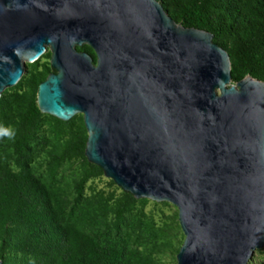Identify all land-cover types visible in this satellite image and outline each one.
Here are the masks:
<instances>
[{"label": "water", "instance_id": "obj_1", "mask_svg": "<svg viewBox=\"0 0 264 264\" xmlns=\"http://www.w3.org/2000/svg\"><path fill=\"white\" fill-rule=\"evenodd\" d=\"M47 47L38 108L81 113L87 161L177 207L176 264H249L264 245V81L232 83L213 34L157 0H0V96Z\"/></svg>", "mask_w": 264, "mask_h": 264}, {"label": "trees", "instance_id": "obj_2", "mask_svg": "<svg viewBox=\"0 0 264 264\" xmlns=\"http://www.w3.org/2000/svg\"><path fill=\"white\" fill-rule=\"evenodd\" d=\"M157 1L176 23L213 34V41L229 55L232 83L247 75L264 81V0ZM77 49L90 53L95 61L91 47L84 44ZM38 60L29 63L32 70L26 81L20 77L0 96V131L9 128L16 158L12 167L0 151L2 264H157L156 243L134 245L128 238L131 234L121 232L124 211L136 201L132 194L125 191L116 203V216L110 225L106 215L98 214L105 205L82 198L86 178L103 173L84 155L87 131L82 117L76 125L71 119L51 116L55 122L68 125L70 134L67 140L50 144L55 165L77 155L88 164L84 176L75 181V197L68 198L34 171L31 142L39 138L46 116L38 108L37 89L54 71L49 65L38 70ZM26 85L27 90L20 92ZM138 231L139 235L145 232L141 226Z\"/></svg>", "mask_w": 264, "mask_h": 264}, {"label": "rangeland", "instance_id": "obj_3", "mask_svg": "<svg viewBox=\"0 0 264 264\" xmlns=\"http://www.w3.org/2000/svg\"><path fill=\"white\" fill-rule=\"evenodd\" d=\"M51 50L49 47L38 58V70L43 66H50ZM25 63L22 81H26L32 67ZM27 82H24L25 85ZM14 86V85H13ZM12 87V86H11ZM28 85L20 89V92L27 90ZM10 88V87H7ZM5 88V89H7ZM4 89V90H5ZM39 132V138L31 142L32 162L34 171L48 182L54 184L61 193L68 198L75 197V181H78L88 170V164L81 155L72 156L61 160L60 164L55 165L50 157L51 142L67 140L69 137V126L57 123L48 113H44ZM81 113L75 114L71 119L73 124L79 122ZM69 119V120H70ZM83 119V117H82ZM77 125V124H76ZM71 126V134H73ZM74 129V128H73ZM7 131H0V151L8 164L15 167V153L10 143V134ZM59 149V148H58ZM86 157V156H85ZM89 162V161H88ZM91 163V162H90ZM54 170V171H53ZM125 191L122 190L111 178L102 174L88 176L83 185L82 198L88 197L91 201L100 205H105L106 209H98V214L107 216V224H112L115 218L116 203L124 197ZM136 199V198H135ZM145 199V201H142ZM121 219L122 231L131 234L130 238L134 245L153 246L156 250L154 257L157 264H176V255L181 246L184 234L178 222L177 207L168 201H159L148 198H138L124 211ZM138 226L144 228L145 232L140 233ZM135 231V232H134ZM138 231V234H136ZM134 232V233H132ZM249 264H264V245L256 249L249 260Z\"/></svg>", "mask_w": 264, "mask_h": 264}, {"label": "clouds", "instance_id": "obj_4", "mask_svg": "<svg viewBox=\"0 0 264 264\" xmlns=\"http://www.w3.org/2000/svg\"><path fill=\"white\" fill-rule=\"evenodd\" d=\"M11 138V137H10Z\"/></svg>", "mask_w": 264, "mask_h": 264}]
</instances>
